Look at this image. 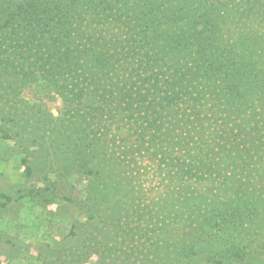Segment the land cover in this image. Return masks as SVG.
I'll return each instance as SVG.
<instances>
[{
	"label": "trees",
	"instance_id": "obj_1",
	"mask_svg": "<svg viewBox=\"0 0 264 264\" xmlns=\"http://www.w3.org/2000/svg\"><path fill=\"white\" fill-rule=\"evenodd\" d=\"M31 83L63 101L48 169L83 179L94 246L264 264V0H0V89Z\"/></svg>",
	"mask_w": 264,
	"mask_h": 264
},
{
	"label": "rangeland",
	"instance_id": "obj_2",
	"mask_svg": "<svg viewBox=\"0 0 264 264\" xmlns=\"http://www.w3.org/2000/svg\"><path fill=\"white\" fill-rule=\"evenodd\" d=\"M2 89L0 264H150L143 257V237L137 234L131 242L122 236L123 241L103 250L94 246L90 237L98 241L99 227L80 206L83 179L76 175L72 183L48 169L45 128L59 117L63 101L41 83L27 84L16 95L9 87ZM142 159L133 165L132 177L140 205L143 188L149 193L158 184L157 178L143 175Z\"/></svg>",
	"mask_w": 264,
	"mask_h": 264
}]
</instances>
